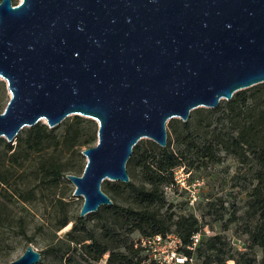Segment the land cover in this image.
Returning a JSON list of instances; mask_svg holds the SVG:
<instances>
[{"label": "water", "instance_id": "1", "mask_svg": "<svg viewBox=\"0 0 264 264\" xmlns=\"http://www.w3.org/2000/svg\"><path fill=\"white\" fill-rule=\"evenodd\" d=\"M0 76L10 99L0 137L78 114L98 121L83 149L80 216L114 200L108 180L148 137L167 146V123L264 82V0H0ZM29 244L7 264H36Z\"/></svg>", "mask_w": 264, "mask_h": 264}, {"label": "trees", "instance_id": "2", "mask_svg": "<svg viewBox=\"0 0 264 264\" xmlns=\"http://www.w3.org/2000/svg\"><path fill=\"white\" fill-rule=\"evenodd\" d=\"M252 87H255L252 94L248 93L249 88L239 90L231 99H222L217 108L211 109V112H217L223 108L225 122L217 119L212 127L215 123L213 119L201 116L200 110H197L198 120L195 123L190 120L183 122L181 131H178L177 122L171 121L172 131L176 133V147H171L173 138L170 137L165 147L157 142L141 140L134 146L128 164L138 181L131 179L125 184L133 204L121 205L114 201L112 205L104 207L113 220L103 224L102 238L87 228L85 218L68 217L66 202L60 198L63 212L58 220L59 227H65L71 220L74 221L73 225L66 231L62 244H53L47 249L56 261L36 264H87L89 258L99 260L108 251L107 264H158L143 252L140 237L118 245L111 244L110 240L117 239L119 227H126L128 232L139 230L141 236L165 235L174 231L183 237L186 244L189 243L191 235L200 231L199 219L194 214L162 211L167 204L165 186L175 182V169L178 166L186 162L192 165L196 159L217 162L221 151L232 153L241 163L251 166L255 182L249 191L245 220V232L250 242L247 250L234 251L224 235L215 234L205 240L201 238L195 252L199 258L204 257L202 264H227L228 260H235L236 264H264V82ZM63 122L52 128L41 121L24 127L15 142L0 138V194L4 189L9 191L8 199H12V196H19L23 200L35 197V188L19 191L18 180L15 179L16 171L31 160L36 161L34 171L43 186H58L67 176L72 168L64 160V154L80 153L87 143L97 137L84 138L83 118L79 115L73 121L66 122L64 131L59 133L57 129ZM221 123H224L223 126L219 125ZM199 127L206 129L201 137L197 136ZM84 167L80 165L81 173ZM119 187L116 183L112 189L120 193ZM5 195L0 199V225L12 223L14 219L11 212L4 209ZM20 228L24 233V225L21 224ZM256 247L262 250L260 257ZM183 251L190 255L193 253L187 247Z\"/></svg>", "mask_w": 264, "mask_h": 264}, {"label": "rangeland", "instance_id": "3", "mask_svg": "<svg viewBox=\"0 0 264 264\" xmlns=\"http://www.w3.org/2000/svg\"><path fill=\"white\" fill-rule=\"evenodd\" d=\"M20 1L13 0V3H19ZM248 88L249 94L255 91V87L251 86ZM9 99L10 93L7 89L6 81L0 76V111L5 110ZM222 103L225 104L224 101ZM211 109L213 108H195L191 111L188 120L195 123L198 120L197 110H200L201 116L210 117L214 122L221 118L220 120L225 122L223 121V108L217 112H211ZM77 115L72 114L66 117L57 132L62 133L66 126L65 123L73 121ZM79 116L83 118L84 138H92L94 135L97 137L96 140L87 143L83 149L96 145L98 142V121L91 117ZM173 120L178 124V131H181L182 123L185 121L180 117H173L167 123L168 138H173L171 147L174 148L176 147V133L172 131L170 126V122ZM223 124L219 125L223 126ZM215 125L216 122L213 123L212 127ZM205 131V128L199 127L197 136L201 137ZM141 141L155 142L148 137H144ZM83 149L79 151L80 153L66 152L64 154V160L72 168L68 174H82L80 165L86 166L87 162V158L82 152ZM35 166V160L28 161L25 167L16 171L15 178L18 180L16 184L19 191L35 188V197L30 200H23L19 196H12V199H8L7 192L9 191L4 189H2L0 194L1 199L2 195L6 193L3 198L4 209L10 211L14 218L12 223L0 225V264H7L9 261L19 257L30 243L33 244L35 249L42 252L41 261L44 263L55 262V256L48 252L47 249L53 244H62L65 240L66 231L72 227L74 222L71 220L69 224L60 229L58 220L63 212L59 203L60 198L66 202V214H68V217L73 219L80 216L84 197L74 195L75 184L66 176L58 186H43L39 182L38 176H36ZM127 168L131 179L137 182L138 178L134 176L133 170L128 163ZM250 169L251 166L249 164L241 163L232 153L225 151H221L220 160L217 162H206L198 159L194 160L192 165L186 162L175 169L177 180L175 179L173 188L166 189L167 204L162 211L169 210L168 212H175V214H194L198 217L201 224L200 232L203 240L211 235L221 234L226 237L232 250H247L250 242L249 235L245 232L247 200L249 191L255 182ZM184 181L189 188L182 186ZM116 183L120 186V193L112 189V186ZM126 183L121 180L106 179L102 183V188L116 203L130 205L133 202L129 188L125 185ZM105 206L106 204H103L97 211L90 212L82 217L85 218L87 228L99 238H102L104 233L103 224L111 223L113 220L111 213L104 208ZM98 212L99 214H97ZM21 224L24 225V233L22 228H20ZM140 236L139 230L128 232L126 227H119L117 239L110 240V242L114 245L125 244L130 243L132 240H137ZM90 241L88 240V242ZM256 249L258 257H260L262 250L259 247H256ZM109 254L110 251L99 260L89 258L87 264H107ZM203 259V256L199 258L198 253H194L193 263L202 264ZM227 264H236V262L235 260H228Z\"/></svg>", "mask_w": 264, "mask_h": 264}, {"label": "built area", "instance_id": "4", "mask_svg": "<svg viewBox=\"0 0 264 264\" xmlns=\"http://www.w3.org/2000/svg\"><path fill=\"white\" fill-rule=\"evenodd\" d=\"M177 180V176L175 175ZM175 185L174 183L165 186L166 189H171ZM182 186L189 188L186 182L182 183ZM141 246L145 254L149 258H154L158 264H185L186 262L193 263L194 252L201 240V232L197 231L190 237V242L185 243L183 237L178 233L171 231L165 235L155 234L152 236H140ZM139 242H136L138 246ZM189 248L193 253L190 255L183 251V248Z\"/></svg>", "mask_w": 264, "mask_h": 264}]
</instances>
